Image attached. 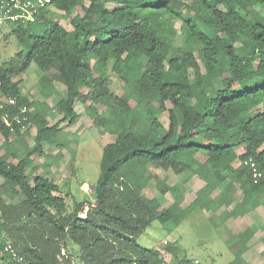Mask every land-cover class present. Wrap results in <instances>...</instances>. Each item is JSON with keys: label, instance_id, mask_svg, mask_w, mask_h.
Wrapping results in <instances>:
<instances>
[{"label": "trees", "instance_id": "obj_1", "mask_svg": "<svg viewBox=\"0 0 264 264\" xmlns=\"http://www.w3.org/2000/svg\"><path fill=\"white\" fill-rule=\"evenodd\" d=\"M55 10L70 20L71 31L53 20ZM175 19L182 20L180 29L172 25ZM11 26L21 51L0 69L1 148L11 147L13 136L23 139L32 126L37 132L24 156L19 148L0 152L4 264H16L9 245L29 264H59L62 248L67 264H170L161 251L138 243L153 222L179 227L202 208L214 223L216 207L235 204L238 188L241 203L227 211L226 221L251 212L264 196V0H52L36 22ZM31 65L41 74L44 99L61 86L67 97L52 108L28 99L19 77ZM110 66L124 84L121 97L110 88ZM9 98L15 105L5 104ZM77 102L88 105L92 125L112 140L101 142L100 174L90 196L71 206L53 179L33 173L32 157L64 146L63 125L80 118ZM54 113L59 120L51 125ZM250 160L261 177H254ZM151 167L174 180V201L166 207L147 196ZM183 174L204 183L186 208L181 201L193 178L181 181ZM86 204L95 207L82 219ZM252 234L251 228L238 234L241 252ZM166 248L175 264H199L171 241Z\"/></svg>", "mask_w": 264, "mask_h": 264}, {"label": "rangeland", "instance_id": "obj_2", "mask_svg": "<svg viewBox=\"0 0 264 264\" xmlns=\"http://www.w3.org/2000/svg\"><path fill=\"white\" fill-rule=\"evenodd\" d=\"M110 6L113 7V5ZM52 17L54 21L59 22L67 30L71 31L73 29L70 20L64 13L55 10ZM181 24L182 20L175 19L172 21V25L176 29H180ZM34 28L39 31L41 26L35 25ZM175 46L179 47V42H176ZM19 51H21V45L13 33L11 24L5 23L0 27V69L15 58ZM34 69V65H31L25 74L19 77L22 79V92L28 99L37 101L38 103L45 102L52 108L58 100L67 97L66 88L61 86L52 98L44 99L41 95L42 86L39 82L41 74L38 70L35 71ZM19 78H15V80ZM108 78L111 90L117 96H123L126 92L124 84L114 74L111 66L108 70ZM219 88L220 83H217L216 89ZM2 98L3 95L0 90V100ZM135 105L136 102L132 99L130 106L134 108ZM87 106L86 104L77 102L75 108L80 116L78 122L73 126L63 125L62 129L64 132L59 139L63 144L65 143L64 146L59 148L47 147L45 156L35 155L32 157L34 165L37 166L36 171H33V173L53 179L61 188L59 195L64 197L68 205L71 204V206H73L75 200L81 201L90 196L92 187L97 183L100 174V162L103 152L101 142L112 140L92 125ZM48 120L53 125L59 120V116L56 113L50 114ZM36 132V127L32 126L23 139H17L14 136L12 145L9 148H1L3 147L4 138L0 134L1 154L6 151L10 152L14 148H19L21 156H24L27 149L33 147L35 144ZM243 151L242 148L238 150L239 153ZM9 152L8 154H10ZM9 161L17 162L18 160L10 157ZM148 173L152 175V178L148 184L150 188L147 190V196L149 198L156 197L164 204V207L173 203L174 196L170 188L174 185V180L167 177L163 169L151 167ZM187 177L194 180H192V191L181 201L183 208H186L195 200L197 192L204 186L202 181L192 175L183 174L178 179L184 181ZM1 182L2 179L0 178V184ZM180 187L182 188V183ZM235 193H239L238 188L235 189ZM236 198V203H241V196H237ZM262 199L264 202V198ZM263 202H257L258 204L253 207L251 212L238 214L233 217L240 216L244 219V223H253L256 217L254 219L249 214L255 215V212L258 214V212L262 211L259 218L263 220L264 226ZM236 203L232 204L228 209L225 203L219 206L216 211L217 220L214 223L206 217L202 208L196 209L179 227H175L172 223L162 224L155 221L140 235L138 243L143 248L161 251L165 262L170 264H175L176 261L173 254L167 252L166 241H171L176 248L180 249L182 251L181 256L185 257L188 261L198 262L199 264H230L235 259H238V264H264V234L261 236V231L264 232V230H258L260 231L257 233L260 240L258 245L241 252L238 237L228 232L225 227L224 220L226 218L224 215L227 211H231L236 206ZM237 227L239 228L238 225ZM73 263L80 264L77 261ZM0 264L4 263L0 261Z\"/></svg>", "mask_w": 264, "mask_h": 264}, {"label": "built area", "instance_id": "obj_3", "mask_svg": "<svg viewBox=\"0 0 264 264\" xmlns=\"http://www.w3.org/2000/svg\"><path fill=\"white\" fill-rule=\"evenodd\" d=\"M51 4L52 0H0V27L5 23L18 26L34 23L42 12L51 8ZM15 103L16 100L13 98H9L5 101V104L9 106L15 105ZM22 112L24 114L29 113V109L24 108ZM4 121L7 125H10L8 116L4 118ZM16 121L18 123H23V121H27V117L23 119L17 118ZM25 128L27 127H23V129ZM246 164L253 168L254 177H261V174L258 173L256 165L252 160ZM90 207H95V205L86 204L84 209L80 212L79 217L86 219ZM6 251L12 256L16 264H29L11 245L6 248ZM58 259L59 264H67L66 260L70 259V256L65 248L61 249Z\"/></svg>", "mask_w": 264, "mask_h": 264}, {"label": "crops", "instance_id": "obj_4", "mask_svg": "<svg viewBox=\"0 0 264 264\" xmlns=\"http://www.w3.org/2000/svg\"><path fill=\"white\" fill-rule=\"evenodd\" d=\"M24 130L25 129H23V132H24ZM14 137V136H13ZM13 137H12V139H13ZM11 139V141H13ZM12 145V144H11ZM33 159V158H32ZM18 162V161H17ZM14 163H16V162H14ZM48 172H50V171H48ZM2 179V178H1ZM194 180V179H193ZM3 181V180H2ZM2 183V182H1ZM203 183V182H202ZM192 191V190H191ZM219 194H220V192L219 191H217L215 194H214V196L213 197H216V196H219ZM236 197L238 196V197H240L241 196V194H240V191H239V193H236V195H235ZM262 198H264V196L263 197H261L260 199H258L257 200V202H263V199ZM196 199V198H195ZM8 202H10L9 200H8ZM16 202V201H15ZM192 203V202H191ZM263 204H264V202H263ZM170 205V204H169ZM222 206V205H221ZM264 207V206H263ZM262 207V208H263ZM217 208L218 207H216V209H215V213H214V217L217 219V217H216V211H217ZM203 212H204V214L206 215V217L208 218L210 215H212L211 213H208V212H206V211H204L203 210ZM260 213H262V211L261 212H258V214L255 212V215H253V214H249L251 217H256V219L253 221V223H248L247 222V224L246 223H244L245 221H243L244 219L242 218V217H240V216H236V217H232V218H229L228 220H226L225 221V227H226V229L228 230V232H230L232 235H234V236H237L238 237V241H239V235L238 234H240L241 232H243V231H245L246 229H248V228H251L252 230H253V232H254V234H252L253 235V238H252V240L248 243V245H247V249L249 248V249H251L252 247H255L256 245H258V243H260L259 241V235L257 234L258 232H260V231H258V230H264V226H263V220L262 219H260L259 218V216H260ZM237 225L239 226V228L237 227ZM261 236H263V234H264V232H262L261 231ZM264 240V239H263ZM74 264V263H73Z\"/></svg>", "mask_w": 264, "mask_h": 264}]
</instances>
